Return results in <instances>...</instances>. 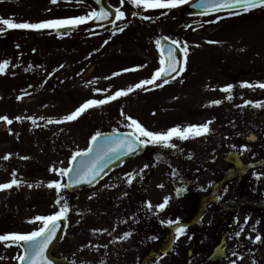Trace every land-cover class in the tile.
I'll return each mask as SVG.
<instances>
[{
    "label": "rangeland",
    "instance_id": "374dc122",
    "mask_svg": "<svg viewBox=\"0 0 264 264\" xmlns=\"http://www.w3.org/2000/svg\"><path fill=\"white\" fill-rule=\"evenodd\" d=\"M108 3L114 10L121 7L125 12V19L115 22L120 27L127 25L123 32L113 35V25L89 31L83 25L67 38L56 40L50 38L52 30L17 29L24 31L26 38L20 40L18 49L13 46L3 51L2 64L8 61V65L0 74V116H8L13 123L0 121V183L10 181L14 170L22 183L19 188L0 191V235L33 231L41 225L28 221L58 210L57 193L47 184L58 179L65 183V180L50 168L67 167L73 152L84 150L97 131H129L124 127L127 121L121 115L123 109L126 115L152 131L212 121L211 131L187 141L174 139L175 149L149 145L145 147L143 159L123 163L94 187L75 194L64 190L61 195L70 210L61 242L53 255L68 264H139L155 245L163 246L170 236L177 246L172 251L174 257L158 251L157 257L147 259L152 263L155 260L156 264H210L207 259L210 242L225 235L228 255L220 264H264V217L223 220L220 234L213 238L200 231L201 227L214 223L212 212L206 213L198 226L186 228L179 239L175 238V229L172 233L167 230L170 226L167 221L182 222L190 212L198 211L197 197L208 191L215 181H227L230 166L224 158L229 152L235 151L245 166L251 160L260 163V159H264V103L260 107L245 105L246 101L264 102V89L240 86L243 82L264 83V8L238 16L220 12L190 17L176 14L173 9H138L128 0L123 6L120 0ZM128 8L140 16L132 17ZM70 12L53 8L45 0L0 5V18L19 23L72 18L75 11ZM143 16L151 19L144 20ZM0 28L6 29V26L0 25ZM160 37L188 44L186 70L175 80H170L163 88L135 89L126 97L90 109L74 122L48 123V120H61L88 99H103L150 78L160 67L155 44ZM210 40L217 43L210 44ZM137 65L146 67L122 72ZM114 72L121 75L113 77ZM228 84L234 85L231 100L227 99L228 93L221 91ZM18 96L23 99L18 100ZM213 100L221 103L211 104ZM17 116L23 119L18 121ZM29 116L36 118V125L27 119ZM250 135H254L257 142L245 143L244 139ZM181 153L206 159L207 163L215 156L220 164L212 171H203L181 162V157L177 159ZM6 154H11L10 159H3ZM150 159L162 166L155 172V186L147 185L148 193L141 199L151 203L152 213L162 221L149 233L142 229V223H136V214L130 206L142 194L145 164L151 167ZM263 166L241 180H257L262 187ZM127 174L134 176L131 184L127 182ZM177 179L194 184L193 193L182 203H176L173 195ZM231 179L229 187L235 190L238 185L230 183ZM29 184L33 187L29 188ZM166 197L168 205L158 210L156 206ZM171 213L173 215H168ZM93 229L107 231L93 233ZM125 232L132 235L120 239ZM257 235L263 241L259 249L250 252L248 247H240H255ZM6 243L0 242V264H17L15 257L21 254L20 247L14 244L9 247ZM189 250L191 256L187 258ZM243 253L246 256L241 258Z\"/></svg>",
    "mask_w": 264,
    "mask_h": 264
},
{
    "label": "snow or ice",
    "instance_id": "6c2138e0",
    "mask_svg": "<svg viewBox=\"0 0 264 264\" xmlns=\"http://www.w3.org/2000/svg\"><path fill=\"white\" fill-rule=\"evenodd\" d=\"M99 2V0H97ZM129 3L134 5L136 8L148 9H175L189 3L190 0H128ZM52 3H57V0H52ZM125 0H120V4L123 6ZM194 7H203L204 13L209 11L220 12L221 10H226L230 16H238L246 14L257 8H264V0H200V4L193 5ZM242 10V11H241ZM136 15V13H133ZM112 16V13L101 9L99 12L92 11L88 15H81L72 18H60V19H49L41 22L30 23V22H14L12 19L0 18V25L6 26L7 29H28L35 31L43 30H55L59 32L60 29L76 28L82 24L87 23L89 20H107ZM125 19V12L121 10V7L115 9V21H123ZM142 19L150 20V16H143ZM113 21V26L116 32H123L127 25L120 27L116 25ZM215 22V21H213ZM4 29L0 28V32ZM163 40L169 41L170 45L166 50L162 46L161 39L155 41L156 47L160 53L159 64L160 67L157 68L152 76L148 79L141 80L134 86H130L127 89L117 90L114 93L107 95L103 99H88L74 111L63 116L61 120L53 121L48 120V123H65L74 122L78 120L83 114L93 108H98L107 105L113 101L118 100L121 97H126L132 93L135 89L149 91L151 88H163L170 80H175L177 76L182 74L186 70L187 58H188V44L185 42L181 45V42L176 39H170L169 37H163ZM105 44L108 43L107 40L104 41ZM210 44L217 43L216 41H208ZM35 51V49L33 50ZM177 51L181 54L183 59L177 57ZM8 65V61H4L0 64V74L5 72ZM60 67H63L61 65ZM146 67V65H137L132 68L122 69L123 73L135 72L140 68ZM28 69H25L27 71ZM121 72H114L112 76H119ZM106 79H111V77H106ZM183 83V80L180 81ZM95 83V80L91 81ZM241 87L256 88L259 87L264 89V83L251 84L248 82H243ZM234 85L228 84L221 89V91L228 93V100L232 99L231 92ZM96 91H101L97 89ZM106 91V90H105ZM30 95V93H29ZM18 100L23 99V96H18ZM214 105H219L220 100H213L210 102ZM264 102H253L246 101L245 105H251L253 107H260ZM121 115L124 116L127 123L124 127L129 129L125 133H120L115 129L111 134H104L97 131L91 136L89 146L85 150H77L73 152L71 159L69 160L68 167H61L59 169L53 167L50 171L55 172L60 177H68L69 182L63 183L62 180H53L48 182L47 187L49 189H54L57 193V199L55 204L58 206V210L51 215H38L33 220L28 221L29 223H37L41 225L33 231L27 233H7L0 235V242H7L6 246H12L13 244L21 247L23 252L15 257L19 264H54V262L49 259L46 255L49 245L52 244L53 240L56 238V233L59 231V225L62 220L68 218L69 205L67 200L61 195V193L76 185L81 183H87L89 185L96 181L97 176L103 171L107 162L113 157H119L122 153L126 155L135 154L142 147H147L149 145L159 146L167 149H175L177 145L173 143V140L187 141L191 138H197L206 136L210 133L211 129L209 125L212 121L205 122L203 124H189L187 126H173L165 131H152L145 127L140 121L133 118L130 115H126L121 109ZM16 120H22L23 117L17 116ZM31 120L33 125H36L37 121L34 117H27ZM43 119V117H41ZM0 121L6 122L8 125L13 123L12 119L8 116H0ZM11 131V130H10ZM245 150H247V147ZM11 154H6L3 159H10ZM22 159H27V157H21ZM191 158V157H190ZM148 165H145L147 168ZM129 184L132 183L134 176L133 174H127ZM12 178L10 181L5 183H0V191H5L12 189L13 187L19 188L22 181L17 178L15 170L11 173ZM29 188L33 185L29 184ZM159 187H163L160 185ZM184 191V189H179V192ZM91 199V197H89ZM169 203V198L166 197L164 201L157 205L158 210H163ZM148 208H152L150 202H148ZM169 225L175 223V233L176 239L186 231V225H181L179 220L175 222L169 220L167 221ZM97 231H107V230H97L93 229V233ZM132 235L131 232H125L120 239H127ZM239 236V233H237ZM256 241H260L261 237L257 235L255 237ZM105 247H107L105 245Z\"/></svg>",
    "mask_w": 264,
    "mask_h": 264
},
{
    "label": "flooded vegetation",
    "instance_id": "af4514ba",
    "mask_svg": "<svg viewBox=\"0 0 264 264\" xmlns=\"http://www.w3.org/2000/svg\"><path fill=\"white\" fill-rule=\"evenodd\" d=\"M27 1L29 0H19L17 2H1L0 5H19ZM45 1L48 4H50L53 8L65 9V11L67 10L69 13H71L70 10H74L75 14L72 15V17L88 15L89 7L91 8L92 11H95V8L93 7V5L89 4V2H79L76 0H57V3L54 4L52 3V0H45ZM127 10L129 11L128 13L132 17L140 16L139 13L135 11H131L129 8ZM78 12L82 14H79ZM133 13H136V15H133ZM67 16H71V15H67ZM87 23H89V21ZM5 30L14 31L17 35V39L12 44L4 46L3 51L4 49L13 46L14 48L18 49L19 47L18 43L20 42V40L23 39V37L26 38V33L24 31H20L17 29L6 28L4 29V31ZM50 38L61 40L67 38V35H61V36L51 35ZM152 92L153 91H151L149 94H151ZM231 153H236V152L232 151ZM180 157H181V162L191 165L193 168L201 169L203 171H212L215 169V168L213 169V167H216L217 165L220 164V159L215 156L210 159V163L209 162L207 163L206 159L198 158V156H193V155L183 156L182 153L176 156L177 159ZM140 159H143V156ZM148 161L150 162L151 167L146 168L145 178H142L143 181L141 182L143 184L142 186L144 189L140 191L142 194L139 195V198L132 203V205L130 206V210H133L134 213L136 214V219H137L136 223H138V225L139 223H142V229H144L145 231L147 230L150 233V231L154 227L156 228L157 222L161 220V218L158 217L157 214L152 213V210L147 206L148 202L145 199L142 200L141 198L146 197V194L148 193L147 185L151 184L153 185V187L155 186L156 183L155 172L159 167L162 166V164L157 163L155 165L154 161L156 160L153 159H150ZM260 164L262 166L264 165V159L263 160L260 159V163H255L254 160H251L245 166L247 171L246 174L251 173L253 170L257 168H261L262 166ZM154 166L155 168H153ZM246 174L240 175L236 172V170L233 167H230L228 169L227 181L226 180L215 181L211 186H209L208 191H205L203 195L198 196L197 201H198V206H200L198 207V211L190 212L188 217L185 218L184 221L180 222V224L186 225L187 226L186 228L193 225L198 226L200 224L199 221L202 219V217L206 213L212 212L214 215V223L210 224L209 226H205L204 228L201 227L200 231L203 230L206 234H208L207 237L213 238L217 235V233L220 234L221 232L220 229L222 228L221 224L224 223L222 222L223 220L228 221V219L231 217L234 219H236V217H250V216L264 217V182L261 183L262 187H260L257 180L255 181L241 180L243 176H246ZM229 179H231L230 183H232L234 186L238 185L237 186L238 188H235V190L234 187L230 188L228 181ZM138 186L140 187V185L137 184V187ZM193 188H194V184L191 181H187L184 179H177L176 182L173 184V195L174 198L176 199V203H182L183 201H185L189 197V195L193 193ZM179 189H184V191L179 192L182 195L181 198L177 197ZM194 207L195 204L192 207V209H194ZM168 215H173V213ZM215 225L217 227H215ZM175 228H176L175 224L170 226L167 229L168 233L169 232L172 233ZM221 236H223L225 240L218 241L217 239H213L209 244L210 246L209 253L214 252L215 249H218V251H220L222 255L221 257H227L228 247L225 243V241L227 242V237L225 235H220V237ZM262 242H263L262 239L260 241H257L254 245L255 247H253V245H249V246L243 245L240 247L241 248L248 247L250 252H254L256 248L259 249V247L262 246ZM153 247L154 246H152L151 248ZM158 251H160V247L155 245L153 250L149 252V255L145 257L141 262H139V264H156L155 260L154 263H152V260H149L147 258L150 256L157 257L158 254L156 252ZM167 256L169 258L174 257V253L168 251ZM241 256H243L241 258H244V256L246 255H244L243 253L241 254ZM247 257L248 259L251 258L248 255ZM218 260H221V258L217 259L216 261ZM235 263H237V259L235 260Z\"/></svg>",
    "mask_w": 264,
    "mask_h": 264
},
{
    "label": "water",
    "instance_id": "95a60500",
    "mask_svg": "<svg viewBox=\"0 0 264 264\" xmlns=\"http://www.w3.org/2000/svg\"><path fill=\"white\" fill-rule=\"evenodd\" d=\"M9 1H14V0H9ZM82 1H89V2L93 3L94 6L96 7L97 12H99L101 9H105V10H107V11L112 13V16L109 19H107V20H92L91 23H89L90 26L111 24L115 20L114 12L107 5V0H99V2H97V0H82ZM197 4H200V0H190L189 3L181 5L180 7L176 8L174 11L176 13L182 12V13L189 14V15L205 14L204 13V8L202 6L201 7H194L193 6V5H197ZM221 11H226V10H221ZM209 13H214V12L213 11H209L206 14H209ZM74 29H76V28L60 29L59 32L54 30V33L55 34H62V33H66V32H71ZM14 40H15V34L14 33H10V32L0 33V55H1V51H2L3 46L8 44V43L13 42ZM161 41H162V46L165 48V50L169 46H171L169 41H165V40H163V38H161ZM177 57L182 59V56L179 53V51H177ZM111 133H104V134H111ZM246 141L247 142H251V143L255 142V137L251 136V137L247 138ZM143 152H144V147H142L135 154L126 155V154L122 153L118 158L117 157H113V159H111V160H109L107 162V165L104 167L103 171L100 172V174L97 176V179H96V181L93 182V184L89 185L87 183H81V184L76 185L74 187H70V188H68L66 190L69 193H74L77 190H79L80 188L90 187V186L94 185L99 179H101L109 170H111L115 166L125 162L128 159L140 156V155L143 154ZM225 161L227 163L232 164L238 173L243 174L245 172V168L242 166V164L239 161V159H238L236 154H234V153L228 154L225 157ZM65 179H66V183H68L69 182V178L65 177ZM177 197L181 198L182 197L181 193H178ZM64 227H65V221L62 220L60 222V225H59V231L56 233V238L53 240L52 244L49 245L48 251L46 253V255L49 257V259H51L54 262V264H66V261H64L63 259L55 258V257L52 256V252H53L55 246L59 243V241L61 239ZM167 245H169V242H167ZM166 248L167 247L163 248V251H165ZM221 256L222 255H221L220 251H218V249H216L214 251V253H213L212 259H220Z\"/></svg>",
    "mask_w": 264,
    "mask_h": 264
}]
</instances>
